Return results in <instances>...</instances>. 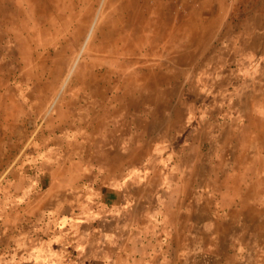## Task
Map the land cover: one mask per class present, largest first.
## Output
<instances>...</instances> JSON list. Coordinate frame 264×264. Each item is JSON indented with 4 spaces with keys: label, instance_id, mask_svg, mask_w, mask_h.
Masks as SVG:
<instances>
[{
    "label": "rangeland",
    "instance_id": "rangeland-1",
    "mask_svg": "<svg viewBox=\"0 0 264 264\" xmlns=\"http://www.w3.org/2000/svg\"><path fill=\"white\" fill-rule=\"evenodd\" d=\"M38 1L46 6L29 3L25 23L14 1L0 0V256L16 246L19 261L27 246L45 239L43 200L22 196L23 180L47 176L53 165L78 158L83 150L74 134L81 127L90 131V123L76 113L109 109V96L124 86L128 97H148L146 109L174 110V124L181 129L172 161L177 189L161 198L166 214L154 229L132 227L131 239L120 238L130 264H137V238L150 242L148 255L164 254L158 264H264V0ZM209 32L214 37H207ZM187 49L194 54L178 58L192 60L191 68L160 71L161 76L150 70ZM159 93L176 101L163 105L150 98ZM95 117L94 126L104 128L106 121ZM155 117L151 131L170 129V118L163 123L161 114ZM192 137L195 144L185 149ZM52 149L55 156L41 167L43 154ZM88 149L81 154L88 155ZM109 153L115 173L116 152ZM102 154L97 152L98 162ZM147 154L150 150H143L135 158ZM158 169L149 168L151 180L135 188L137 219L161 213ZM76 170L61 167L54 174ZM36 185L39 191L45 179ZM164 219L179 224L172 232L176 258ZM205 223L210 231L202 229ZM79 243L70 240L61 264H86L84 256L109 252L99 231ZM79 255L81 261L73 260Z\"/></svg>",
    "mask_w": 264,
    "mask_h": 264
},
{
    "label": "crops",
    "instance_id": "crops-1",
    "mask_svg": "<svg viewBox=\"0 0 264 264\" xmlns=\"http://www.w3.org/2000/svg\"><path fill=\"white\" fill-rule=\"evenodd\" d=\"M12 1L15 2L18 15L22 16L25 23L30 22L28 13L24 10L29 6V3L32 4V2H35L36 5L38 4V7L39 4H41L42 8L46 6L44 1L41 3L38 0ZM39 12L41 11L38 9V17ZM199 15L201 19L202 13ZM191 18L193 17L191 16ZM184 21L189 22L191 20L187 18ZM27 33L29 32L27 31ZM212 36L214 37V34L210 32L207 35V37ZM193 54L194 53L188 49L181 53L175 51L173 53V58L171 54L170 60H167L169 61L166 63L167 65L161 66L159 62L156 65L159 64L160 66L153 64L154 66H150L149 68L152 67V69H150L152 72L157 69L159 71L158 75L160 76L163 71L166 73L167 71L177 72L179 67L189 69L193 61L190 60L188 63L182 60V58L184 57L183 55ZM179 55H182V58H178ZM177 79V77L174 78L175 81H177ZM169 84L171 85V83ZM159 85L161 86L160 80ZM113 97L114 98L109 96V109L105 108L102 111H98L95 107L81 114L76 113L75 118L79 116L80 120L82 119L85 123H90V131L86 132L84 130L83 132L81 127L80 130H76L77 132L74 134L76 145L78 147L81 145V150L85 151L87 145H89L88 155L85 153V155L81 154L82 151L77 155L78 158H74L75 160H73L70 165H66V162H63L65 164L64 166H62L61 163H59L57 167L53 165L47 176L46 187L32 197L33 200H43L45 209L42 212V216L44 214L45 219H47V224L44 226L47 228L44 231L48 232V237L41 244L44 249L42 251V260L40 261L42 263H64V259L67 257L65 248L69 245L70 240L76 241L75 246H79V241L81 239L87 240L88 237L92 239L95 232L96 236H98L99 231L105 240L104 245L106 248L109 247V252L103 249V253L101 252L99 256H91L93 254L92 252L89 257L84 256L85 258L82 262H86V264H118V260L120 259L122 264H130L129 253L128 251L124 252L123 248H121L120 244L122 241H120V238H122V240L125 237L126 240L131 239L129 232H131L132 227L139 228V226H144L147 230L149 228L150 230L152 228L154 229L158 219H162L160 216L165 215V211H167L164 210L166 209L164 208L165 202L161 198L163 197L165 200V194H170V192L177 189V184L173 185L174 179L172 177L174 175L172 174L175 170L174 167H177V164H173L172 161L175 160L176 158L174 159V157L177 156L176 151L178 152V149H176L177 147L174 149V145L181 129L176 128L174 124L175 111L161 110L160 112H155V110H149V107L146 109L144 102L148 97L136 95L128 97L125 93L124 86H120L117 95L113 94ZM150 98H156L163 105H166L165 103L167 101L171 104L173 101H176L175 98L172 100L161 93L151 95ZM128 101H130V104L131 101L135 102L139 105L140 109L132 110V107L128 106ZM158 113L161 114L159 119L163 121V123L166 118L172 120L170 129L168 128V130H166V128L162 127L159 131H151V119H156L155 116ZM94 114L96 115L95 118L106 121L104 128L94 126ZM194 131L195 130L192 128L189 134H195ZM167 133L174 136V139L169 140ZM151 136L153 137L151 138ZM191 139V143H189V146L187 144L185 149L195 144L193 141L194 137ZM94 140H99L100 145L98 146L97 144L96 146ZM186 142H188V139ZM99 150L104 152V157L102 154V160H100V162L97 161V152ZM111 150L116 152L117 171H115V173L114 170L111 169L114 164H111L109 161V151ZM143 150H150V154H147L145 158H135L137 153ZM54 156L55 152L54 149H52L47 150L44 157H46L48 162V158H53ZM196 165L199 166L198 164H195V166ZM69 166L77 168L73 175L54 174L55 170H60L61 167L68 168ZM151 167L155 169L159 168V174H157L158 185L156 188L159 187L157 191L160 195L157 201L159 200V203L162 204L163 207L161 208V213H144L142 214V216H144L143 219L142 217L137 219L134 213L135 202H137L138 199L135 188H140L141 185L151 180L153 175L148 173ZM94 168H96V170ZM99 168H101L102 171L104 170V173H97L96 171L99 170ZM67 198L70 199V201H66ZM189 213L192 212L189 211ZM191 220H193L192 214ZM139 221H141V223L138 224ZM161 223L165 225V230L169 229L171 232L167 242L171 244V249H174L176 258L178 251L174 248L173 240L175 234L172 232L179 230V224L177 226L175 223H171L170 221L167 222V219L162 220ZM202 229L210 231V223L203 224ZM145 240L140 238L135 240L138 253L134 263L158 264L164 262L165 256L161 254L160 250L154 255L147 254L148 249L146 251L145 248L149 247L150 242L147 238H145ZM158 243L156 245L161 249L162 244ZM32 247L33 244L27 246L26 249ZM32 251L33 250H31V252ZM169 253L172 254L170 250ZM38 255L39 252L37 251H33L32 253L27 252L26 259L28 264H34L35 257ZM81 259L82 256L79 255L73 260L81 261Z\"/></svg>",
    "mask_w": 264,
    "mask_h": 264
},
{
    "label": "trees",
    "instance_id": "trees-1",
    "mask_svg": "<svg viewBox=\"0 0 264 264\" xmlns=\"http://www.w3.org/2000/svg\"><path fill=\"white\" fill-rule=\"evenodd\" d=\"M190 119H193V118H189V120ZM35 146V145H34ZM45 154H46V152L43 154V157L41 158L42 159V163H41V167H44V163L45 162H47V159H46V157H44L45 156ZM36 155H38V154H36V153H34L33 154V157H36ZM48 158V157H47ZM33 159V158H32ZM49 160H50V158H48V163H49ZM49 175V174H48ZM47 175V176H48ZM47 176H38V175H33V176H28V177H26L24 180H23V182H24V186H23V194H22V196H25V198H28V200H33L32 199V197L34 196V195H36L37 193H39L40 191H42V189H44L45 187H46V185H47ZM38 179H45V181H46V185L45 186H42L40 189H38L39 191H36L37 190V182H38ZM18 182V180H17V177H16V179H15V182H13L11 185H12V187H14V184L15 183H17ZM16 196H17V194H15ZM30 202V201H29ZM29 202L28 203H26V206L29 204ZM47 209V208H46ZM46 211V210H45ZM43 212V211H42ZM42 212L40 213L41 214V220H42V224H43V226H42V228H41V231H42V233L46 236L45 237V239H43V241L44 240H46L47 239V237H48V232L47 231H44V230H46V228L47 227H44L45 226V224H47V219H45V217H44V214H43V216H42ZM48 212V211H47ZM33 232V231H32ZM43 241L39 244V246H34L33 245V247L32 248H30V249H26L25 248V251H24V253H23V255H22V258L19 260V261H17L18 260V249L16 248V246H15V248H11L10 249V251H9V256H8V254H6V257H2V256H0V263L1 264H3V263H7V264H12V261H14L15 263H17V262H20L19 264H28V262H27V259H26V257H27V252H29V253H32L33 251H37V252H39V255L38 256H36L35 257V263L34 264H49L48 262H44V263H42V262H40L41 260H42V251L44 250L43 249V246L41 245L42 243H43ZM31 250H33L32 252H31ZM8 256V257H7ZM7 258L9 259V262H8V260H7ZM44 260V259H43ZM2 261H4V262H2Z\"/></svg>",
    "mask_w": 264,
    "mask_h": 264
}]
</instances>
